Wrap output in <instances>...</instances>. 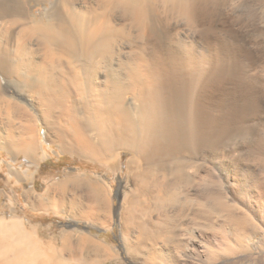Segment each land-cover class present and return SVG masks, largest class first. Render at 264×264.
I'll list each match as a JSON object with an SVG mask.
<instances>
[{
	"label": "bare ground",
	"instance_id": "1",
	"mask_svg": "<svg viewBox=\"0 0 264 264\" xmlns=\"http://www.w3.org/2000/svg\"><path fill=\"white\" fill-rule=\"evenodd\" d=\"M216 3L215 0H0V125L4 123L0 129V144L7 141L6 146L0 145V148L7 150L11 146L16 154L19 149L42 152L37 139V122L42 119L49 128L47 138L56 129L61 153L88 157L108 166L121 151L131 154L128 164L135 185L125 200L127 205L122 207L124 224L138 220V203L146 196L162 204L197 206L195 220L203 216L210 219L224 211L238 226L237 237L246 238L247 235L250 239L255 231V237L261 234L264 241V226H249L252 220L247 213L219 204L217 193L210 187L217 184L214 169L210 167L206 176L201 174L205 162L217 161L220 149L215 56H202L200 51L197 53L183 46L180 38L174 39L170 33L172 24L186 20L192 25L202 23L199 32L207 35L217 16ZM258 87L248 86L250 96L247 95L249 98L243 111H259L264 99V85ZM11 88L17 98L24 95L37 113H32L17 98L8 95ZM23 109L33 124L12 125L11 120L14 116L17 120L24 113ZM57 112L61 116L58 124L53 123L51 117ZM24 130L29 133L27 137L21 133ZM45 155L44 150L41 154L44 160ZM261 156L264 170V153ZM76 180L82 179L78 177ZM204 182L210 187L206 196L204 192L199 194ZM61 184L63 182L57 183ZM89 186L86 189L92 188ZM95 188L88 192L96 194L94 199L103 198L101 194L106 192L101 189L98 195V188ZM31 193L24 191L29 205ZM62 194L64 196L63 191ZM104 198L101 204L105 202L107 205V197ZM52 202L55 203L51 207L57 210L60 203L55 206L57 201ZM96 202L95 208L99 210L100 202ZM259 203L258 212L264 222L263 199ZM51 204H47L48 207ZM71 204L69 206L74 211ZM11 212L9 219L0 218V264H69V257L68 263L59 257V253L64 254L61 249L57 250L52 243L40 244L35 229H25L21 216L18 213L13 215L15 210ZM155 223L154 226H169L170 217ZM215 223L209 225L211 230ZM162 229L159 234L167 235L161 232ZM191 232L185 242V251L190 258V254L198 255L202 246L198 242L200 234ZM68 234V238L64 237L62 241H66L64 245L72 252L76 250H72L76 244L71 241L68 244L72 245L67 244ZM203 236L210 243V237L204 233L201 238ZM77 239L80 238L73 240L72 237L73 241ZM101 242L86 235L77 241V246L91 244L95 247L91 249L104 251L106 246ZM82 257L79 260L86 263L83 260L86 256ZM190 258L176 259L172 264L200 263L199 259ZM208 259V263L213 262ZM80 261L75 264H83Z\"/></svg>",
	"mask_w": 264,
	"mask_h": 264
},
{
	"label": "rangeland",
	"instance_id": "2",
	"mask_svg": "<svg viewBox=\"0 0 264 264\" xmlns=\"http://www.w3.org/2000/svg\"><path fill=\"white\" fill-rule=\"evenodd\" d=\"M215 1L217 2V16L212 29L206 33L207 35L199 32L202 23L192 25L186 20L179 24H172L170 33L174 39L180 38L183 46L192 48L197 53L200 51V54L207 58L214 55L216 60L220 149L217 153V161L215 163L205 162L201 174L206 176L209 168H213L217 184L210 185V187H213L217 193L219 204L233 206L232 209L236 208V212L247 213L252 220V223H248L249 226L254 224L263 227L264 222H262L258 212V205H260L258 202L262 199L264 201V186L262 185L264 184V170L262 163H260V158H263L261 153H264V144H262L264 143V99L262 98L257 113H251L246 109L243 111V106L249 98L247 95L250 96V92L247 90L248 86L256 85L258 87L260 85L258 88H262L264 85V58L262 57L264 56V0ZM8 95L17 98L14 88L9 90ZM18 96L20 98L17 99L24 107L30 109L34 114L37 113L35 106H31L24 95ZM23 111L24 113H21L17 120L14 116V120H11L12 125L18 126L19 123L23 122L26 123V126L33 124V120H29L26 110L23 109ZM52 115V122L58 124L61 116L58 112ZM252 116L253 118H251ZM3 124L0 125V129L1 126H4ZM244 131L245 134H243ZM48 132L49 128L40 119L37 122V139H39L40 144L38 140L36 141L41 145L39 150H45L46 161L40 167L39 172L37 168H29L28 165H25L26 161L22 157L14 159L17 161L14 164L5 148H0V191H2L0 195V218L9 219L11 211L15 210L13 215L18 213L24 225L28 222L37 225H25L23 227L25 229H32L33 227L37 232L36 239L39 243H52L57 250L61 249L59 240L55 238L66 231H71L74 237L76 236L75 238H80L83 235L81 233L94 237L98 236L100 239L104 236L101 230L94 229L93 226L87 224L91 222L90 217L81 215L79 218L72 219V212L68 210L71 203L73 206L74 204L78 206L81 211L84 210L82 203H84L85 194L81 190L75 189L65 193L63 200L66 207H63V211H56L55 214L44 213L28 206L24 197V189L34 193L32 187L34 185L35 190L41 193L43 179L49 178L50 181H55L58 178L64 179L65 174L74 172L104 180L108 183L112 193L110 195L112 211L109 214V232L104 237L111 244L112 253L117 256V261L112 260L101 264H172L176 259L190 258L185 251V242L191 231L194 233L197 231L198 235L200 234L198 242L203 246L199 247L201 252L198 255L190 254L192 256L190 259L193 257L199 259L200 263L195 262V264H229L235 261L234 264H264V241L261 234L255 237L257 235L254 234L255 231H252L251 240L247 239V235L244 236L246 238L240 235L241 239H239L240 237H237L239 235L236 236L238 226H235L234 221L224 211H220L219 216L214 215L210 219L203 216L195 220L194 213L196 208L198 209L197 206H194V209L183 207L177 203L162 204L158 201L155 202L153 198L143 196V200H139L138 203L139 221L135 220L132 223L125 222L126 224H124L122 207L127 205L128 193L130 195L135 185V180L130 177L131 170L128 164L131 154L127 151H121L114 159L116 162L110 161L108 166L88 157L61 153L60 147L58 148L59 139L56 135V129H53L49 138L46 136ZM21 133L25 137L29 135L26 131ZM6 142L4 140L0 145L5 147ZM16 172L18 173L16 174L17 180L11 178L12 181H10L9 176L15 175ZM31 173L35 175L32 177ZM34 180L35 183H33ZM257 180L263 183L260 184ZM254 184H258L257 187L256 185L254 187ZM210 187L209 183L204 182L199 188L201 191L199 194L204 192L203 194L206 196ZM207 188L208 190H206ZM261 196L263 198H260ZM166 216L170 217L171 226H154L157 220L165 219ZM212 222H216L213 230L209 226ZM55 223L72 226H53ZM140 223H143L142 227ZM103 227L108 226L105 224ZM160 229L164 235H167L159 234ZM169 230L172 231L168 233ZM188 231L190 232L186 234ZM202 232L209 236L212 242L209 243L204 236L201 238ZM234 235L236 239L233 238ZM189 244L192 246V242ZM217 244L219 248L216 247ZM254 245L257 248H254ZM220 246L223 247L220 248ZM77 253L88 254L90 252L78 250ZM59 257H61L60 253ZM208 258H211L213 262L208 263Z\"/></svg>",
	"mask_w": 264,
	"mask_h": 264
},
{
	"label": "crops",
	"instance_id": "3",
	"mask_svg": "<svg viewBox=\"0 0 264 264\" xmlns=\"http://www.w3.org/2000/svg\"><path fill=\"white\" fill-rule=\"evenodd\" d=\"M20 132V131H19ZM15 135H17V133H14ZM20 150V149H19ZM17 150L18 152H19V154L17 153L16 154V151L12 148V150H11V146L10 147H8V149L6 150L5 149V151L7 152V154L9 155V158L13 161V163L14 164H16V160H14V159H19L20 157H22V158H24L25 159V161H26V164L25 165H28V167L30 168V167H32V168H37L38 170V172L40 171V167L42 166V164L44 163V161H46V159L44 160V159H42V157H41V152H39V151H37V149L36 150H34V151H36V153L34 152H32L31 153V151H24V150ZM10 151V152H9ZM11 151H13V152H11ZM14 153V154H13ZM28 154V155H27ZM32 156V157H31ZM29 157V158H28ZM28 160H27V159ZM35 159V160H34ZM12 163V164H13ZM21 164H23V163H21ZM37 164V165H36ZM27 171H29V170H27ZM32 174V173H31ZM35 174L33 173L32 174V177L34 176ZM66 176H65V178L64 179H60V178H58L57 180H55V181H50L51 179H43L44 181L42 182V184H43V186H42V194L40 193V192H38V191H36L35 190V187H34V185H32V187H33V189H34V193H31V201H33V202H31L30 201V205H37V206H35L34 207V209H36V210H38V211H41V212H44V213H48V214H55V212L57 211V210H62L63 211V207H66L65 206V204H64V202H62V201H64L63 200V198L65 197V193H67L68 191H71V190H75V189H77V190H81L84 194H85V200H84V203H82V207H84V210L83 211H81L80 210V208L78 207V206H73L74 207V211L73 210H71V208H69L68 210H70V212L72 211V214H71V216H72V219H75V218H73V216H77L78 218H79V216H86V217H90V219H91V222H89V221H87V222H89V223H87V224H90L89 226H93V228L94 229H99V230H101L102 231V233L104 234V236H105V234H107L108 232H109V210L110 211H112V199H110V195L112 194L111 192H110V190H109V186H108V183L107 182H105L104 180H101V179H99V178H96V177H93V176H88V175H86V174H81V173H68V174H65ZM80 177L82 180L81 181H77L76 180V178H78V177ZM9 178H10V181H12V179L11 178H14V179H17V176H15V175H11V176H9ZM84 178V179H83ZM87 178V179H86ZM90 178V179H89ZM69 179V181H67ZM84 181L86 182V183H88L89 185H91V187L94 189L95 188V186H96V188L95 189H97L98 188V195H100L99 193H101L102 191H104V193H105V195L104 194H101V196L104 198V196H105V198L107 197V199H106V204L107 205H105V202L103 203L104 204V209L102 208V205L103 204H101L102 202L101 201H105V200H102L103 198H101L100 196V198L98 197V195H97V197L99 198V199H101V201L100 200H98V198H96V199H94V196L96 195L94 192H92L93 190H92V188H89V189H91L92 191H91V193L90 192H88V190L89 189H86L88 186H87V184H85L84 183ZM99 181V182H98ZM52 182V183H51ZM58 182H63V184H61V185H57V183ZM74 182H75V185H74ZM78 182V183H77ZM92 182V183H91ZM97 182V185L96 184H94V183H96ZM33 183H35V180L33 181ZM70 183H72V184H70ZM83 183V184H82ZM98 183H100V184H98ZM85 184V186H83ZM93 184H94V186H93ZM55 185H57L56 187H55ZM59 186V187H58ZM62 186V187H61ZM78 186H82V187H78ZM90 187V186H89ZM59 188V189H58ZM84 188V189H83ZM66 189V190H65ZM100 189V190H99ZM101 189H102V191H101ZM27 189H24L23 190V192L24 191H26ZM60 192L59 194L56 192ZM45 193H44V192ZM47 191V192H46ZM62 191H63V193H64V196H62L63 194H62ZM101 191V192H100ZM57 193V194H56ZM94 193V194H93ZM37 194V196H35ZM48 194H51V195H48ZM54 194V195H53ZM62 194V195H61ZM42 197H41V196ZM57 195H59L57 198H59V199H55L54 197H56ZM104 195V196H103ZM39 196V197H38ZM49 196V197H48ZM51 196V197H50ZM61 197V198H60ZM39 198H40V201H39ZM51 198V199H50ZM104 198V199H105ZM110 199V200H109ZM35 200H36V202H35ZM51 202H50V201ZM60 200V201H59ZM95 200L97 201V202H100V204H99V206H101V208L99 207V210L101 209V211H99L97 208H95ZM107 200H109V203H110V205H109V203H108V201ZM52 201H57V203L55 204V206H58L59 204H58V202L60 203V205L58 206V208H57V210H54L51 206L52 205H54V203L55 202H52ZM35 202V203H34ZM44 202V203H43ZM50 204V203H53V204H51L50 205V207H48V205L46 204ZM96 202V203H97ZM64 204V205H63ZM77 204V203H76ZM98 204V203H97ZM30 205L28 204V206L30 207ZM38 205H40V206H38ZM63 205V207H61ZM94 206V207H93ZM110 206V207H109ZM60 207V208H59ZM79 209H78V208ZM97 207H98V205H97ZM109 207V208H108ZM31 208V207H30ZM31 209H33V207L31 208ZM78 209V210H77ZM96 209V210H95ZM93 211H94V213H93ZM74 212V213H73ZM78 214V215H77ZM98 214V215H97ZM75 216V217H76ZM76 217V218H77ZM99 218V219H98ZM99 222V223H98ZM34 223V222H33ZM103 223V224H102ZM105 224H107V226L108 227H103V226H105ZM25 225H28V226H32V224H30L29 222L28 223H26ZM25 225H23V226H25ZM33 226H37V225H33ZM53 226H72V225H59V224H57V223H55V224H53ZM67 233H69L68 235L71 237H69V239H68V241H67V244L68 243H70V241L71 242H75V246H74V244H73V246L74 247H72V246H70V247H72V250L74 249V248H76V250L74 251L75 253L73 254V255H75V257L73 258L72 257V259H71V256H73L72 255V253H73V251L71 252V248H70V250L68 249L69 247H67V245L65 246L64 245V241H62L63 239H64V237L66 238L67 237ZM72 236H71V235ZM81 234H85V233H81ZM86 235H88V236H90V237H92V239H94V240H97V241H99V242H101V243H104V245L106 246L105 248H106V250H104L103 251V249H98L99 251H100V253H99V257L96 255V254H98V252L99 251H96V249L94 250V249H91V248H95L93 245L92 246H90L91 244H88V245H86V244H84L85 246H83V247H81V246H77L78 244H77V241L79 242V240L81 239V238H83V237H86ZM86 235H84V236H80V239L78 240H75V241H73L74 240V236H73V234L71 233V231H66V232H62L59 236H57V238H55V239H58L59 240V247L61 248V250H62V253H64L63 254V256H62V258L64 259L63 261L65 262V263H68L69 262V264H75V263H77L78 261H80L79 259H82V258H84V257H82L83 255H85L86 257H85V259H83V260H86V263L87 264H101V263H103V262H111L112 260H114V261H117V256L114 254V253H112V248H111V244L109 243V241L108 240H106V237H102V239H100L98 236L97 237H94V236H91V235H89V234H86ZM72 237H73V240H72ZM68 238V237H67ZM76 239V238H75ZM66 242V241H65ZM80 244V243H79ZM68 245H72V244H68ZM81 245V244H80ZM103 245V244H102ZM103 245V246H104ZM80 247L81 248H90L91 249V251H89L88 249V252H90V254L91 253H93V254H91V255H87V254H80V253H77L78 252V250H84L85 251V249H80ZM63 248H64V250H68V252L67 251H64L63 250ZM77 248H79V249H77ZM107 249H108V251H110V252H108V254L109 253H111V254H109V255H111V256H109L108 254H107ZM87 250H86V253H87ZM92 250H93V252H92ZM64 251V252H63ZM96 253H95V252ZM105 251H106V253H105ZM95 253V254H94ZM71 254V255H70ZM77 255V256H76ZM87 256L89 257L90 256V258H87ZM69 257V258H68ZM76 257H77V261H76ZM79 257V258H78ZM67 258H68V262H67ZM87 258V259H86ZM97 258V259H96ZM76 261H74V260ZM94 259H96V260H94ZM108 259H110V260H108ZM71 260V261H70ZM98 260V261H97ZM73 261V262H72ZM95 261H97L96 263H95ZM80 262H83V264H86L85 263V261H80ZM89 262V263H88ZM92 262V263H91Z\"/></svg>",
	"mask_w": 264,
	"mask_h": 264
}]
</instances>
